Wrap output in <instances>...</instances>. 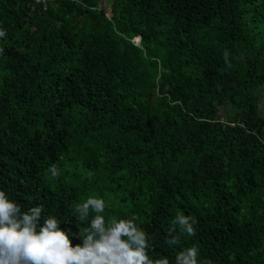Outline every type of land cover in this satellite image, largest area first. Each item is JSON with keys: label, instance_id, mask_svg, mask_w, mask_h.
<instances>
[{"label": "trees", "instance_id": "trees-1", "mask_svg": "<svg viewBox=\"0 0 264 264\" xmlns=\"http://www.w3.org/2000/svg\"><path fill=\"white\" fill-rule=\"evenodd\" d=\"M105 1L0 0V190L73 246L98 198L153 264H264V0Z\"/></svg>", "mask_w": 264, "mask_h": 264}, {"label": "clouds", "instance_id": "clouds-1", "mask_svg": "<svg viewBox=\"0 0 264 264\" xmlns=\"http://www.w3.org/2000/svg\"><path fill=\"white\" fill-rule=\"evenodd\" d=\"M4 35L0 30V37ZM49 171L53 177L59 175L55 166ZM90 205L97 215L84 229L81 243L73 246L68 232L60 228L61 222L55 216L43 215L42 205L22 210L0 190V264H153L146 254V233L133 219L106 221L100 215L104 201L89 198L77 206L81 220L87 217ZM187 232L194 235L191 226ZM195 255V247L190 248L183 264H196Z\"/></svg>", "mask_w": 264, "mask_h": 264}, {"label": "rangeland", "instance_id": "rangeland-1", "mask_svg": "<svg viewBox=\"0 0 264 264\" xmlns=\"http://www.w3.org/2000/svg\"><path fill=\"white\" fill-rule=\"evenodd\" d=\"M102 8L104 9V11L110 15V11H111V4H110V0H106L104 2V4L102 5ZM137 42V41H136ZM227 113L226 112V109H222L221 112H220V116L223 114V113ZM260 112L261 114L263 115L264 117V103L261 104V108H260Z\"/></svg>", "mask_w": 264, "mask_h": 264}, {"label": "built area", "instance_id": "built-area-1", "mask_svg": "<svg viewBox=\"0 0 264 264\" xmlns=\"http://www.w3.org/2000/svg\"><path fill=\"white\" fill-rule=\"evenodd\" d=\"M42 1H44V0H42Z\"/></svg>", "mask_w": 264, "mask_h": 264}]
</instances>
